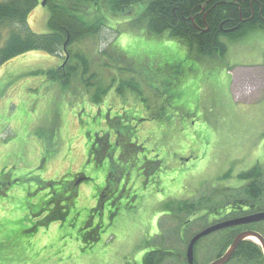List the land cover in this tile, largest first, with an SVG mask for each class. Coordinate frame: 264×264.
Wrapping results in <instances>:
<instances>
[{
  "label": "rangeland",
  "instance_id": "obj_1",
  "mask_svg": "<svg viewBox=\"0 0 264 264\" xmlns=\"http://www.w3.org/2000/svg\"><path fill=\"white\" fill-rule=\"evenodd\" d=\"M142 11L95 13L106 26L72 46L88 61L82 81L62 78L61 54L29 52L0 66V264H143L153 252L158 264H188L197 234L247 207L264 212V31L223 39L227 54L204 58L166 34L149 36L137 25ZM49 15L35 9V33L49 32ZM11 30L1 28L0 50ZM97 80L110 87L102 93ZM130 80L140 92L121 93ZM96 97L103 102L89 107ZM103 140L111 148L98 161ZM253 169L255 178L241 179ZM181 201L193 209L178 211ZM252 225L200 240L195 264L223 256L238 232L264 237V222Z\"/></svg>",
  "mask_w": 264,
  "mask_h": 264
},
{
  "label": "trees",
  "instance_id": "obj_2",
  "mask_svg": "<svg viewBox=\"0 0 264 264\" xmlns=\"http://www.w3.org/2000/svg\"><path fill=\"white\" fill-rule=\"evenodd\" d=\"M146 1L148 5L142 13L140 20L143 21V26L137 22L138 27L146 29L150 36L159 37L166 34L167 37L177 40L182 44L185 50L196 53L199 57L211 59L224 57L228 49L223 39L235 43L243 40L256 30H264V23L259 17L260 11L264 17V0ZM33 5V0H9V2L0 3V30L2 28L3 31L4 26L12 29L6 44L0 50V66L9 62L11 58L23 56L29 52L43 51L47 54H61L62 63L60 62L61 60L58 62L62 64L60 66V69L62 68V78H65L67 81L69 80V84L75 79H81L82 81L84 75L79 76V74L83 73V71L84 73L88 72V61L84 58L83 54L80 56V53L73 52L72 46L81 42L84 37L97 35L99 30L106 26L105 19H96L94 17L92 19L95 21L89 22L88 16L82 11L63 4L50 8V18L47 22L49 32L46 34H36L30 30L27 23L28 17L34 7ZM119 9L120 7L115 6L113 11L120 12ZM206 29H208V32L203 31ZM66 44L68 54H79L81 58L79 59L76 56L73 60L71 58L67 60L64 55V45ZM186 54L187 52H185V56L187 57ZM64 63H67V65L63 67ZM80 66H83L81 71ZM52 74L50 72L48 76L50 77ZM91 78L96 79L95 75H92L87 80ZM130 81H121V93L126 88L131 91L137 87L132 80ZM84 84L86 85V92H90L92 90L90 88L91 85L89 83L87 85L86 82ZM92 86L100 88L102 93L110 87L106 88L100 81H98V84L96 83ZM134 90L140 92L139 89ZM90 101L97 105L103 102V100H98L97 97L95 100ZM160 120H163V117H158V121ZM167 121L173 123V119L171 118H168ZM157 124L160 125L159 123ZM120 142L121 140H118V144ZM256 175H258V171L257 169H253L248 174L243 173L240 177L245 181H249L251 178H255ZM5 178L6 175L4 177L2 175L3 184L0 183V194L8 186ZM255 187L256 183H252L248 189V194L253 199H256L258 196V189H255ZM193 206L192 203L189 205L188 201L185 203L181 201L179 202L178 211L191 210ZM243 207L241 204L238 207L237 205H232L234 211H239ZM210 210L207 212L210 213ZM89 223L86 224L87 227L90 226ZM261 250L256 243L245 241L239 246L234 258L241 256L248 260H262V263H264ZM157 260L158 252H153L145 257L143 264H158Z\"/></svg>",
  "mask_w": 264,
  "mask_h": 264
},
{
  "label": "flooded vegetation",
  "instance_id": "obj_3",
  "mask_svg": "<svg viewBox=\"0 0 264 264\" xmlns=\"http://www.w3.org/2000/svg\"><path fill=\"white\" fill-rule=\"evenodd\" d=\"M5 2H9V0H0V3H5ZM33 3H34V7L28 17V20H27V23L29 24V28L30 30L35 33L33 30H32V17L34 15V11L35 9L37 8H42V7H49V9L51 7H55V6H59V5H68L72 8H74L75 10H80L82 11L86 16L90 17V18H94L96 17V19L98 18H102V17H97L95 16V13L97 11L100 10V8H102L103 10H111V12L113 13L114 17H116L117 15H123V16H126V17H131L133 15V13L137 10V8L140 6V5H143V11L142 13L144 12V10L146 9L148 3L146 0H33ZM42 3V5H41ZM52 5V6H51ZM115 6L117 7H120V12L118 11H113V8H115ZM93 8V12H91ZM51 13V12H50ZM50 17V15H49ZM260 19L262 20V22L264 23V17L262 16V12L260 11ZM140 18V17H139ZM138 18V19H139ZM105 19V18H104ZM137 19V20H138ZM49 20V18H48ZM106 20V19H105ZM136 20V21H137ZM205 32H208V29L206 30H203ZM260 31H264V30H261ZM37 34V33H36ZM150 36V35H149ZM152 37V36H151ZM64 55H65V58L68 60L69 59V54L67 52V47H65L64 45ZM62 65V64H61ZM67 65V63H64L63 64V67ZM86 104V103H85ZM90 105H88L89 107H92L93 105H97L93 102L89 103ZM87 107V106H85ZM159 126V125H158ZM110 141H102L101 142V147H100V151L98 152L96 158L98 161L104 159V155L106 154L105 152L102 151L103 149V146H108V148H111L110 147ZM118 144V143H117ZM119 146V144H118ZM92 155V154H91ZM10 169V167L8 168ZM7 175V174H6ZM8 176V175H7ZM77 181L74 182L73 186H77L78 184H76ZM57 198H62V195L61 196H55ZM250 209V207H247L246 209L243 210L244 214L243 216H240L241 217H244V216H248V215H253V214H257L256 213H252V214H246V212ZM103 210V209H102ZM46 212V210L44 211V213ZM49 213H51L49 211ZM261 213V212H259ZM239 217H236V219H238ZM231 220V219H230ZM228 221V220H227ZM226 222V221H224ZM90 225H92V222L89 223ZM250 226H253V225H248V226H239V227H250ZM239 227H236V228H239ZM245 231V230H244ZM242 232V231H241ZM241 232H238L236 234V236L241 233Z\"/></svg>",
  "mask_w": 264,
  "mask_h": 264
},
{
  "label": "water",
  "instance_id": "obj_4",
  "mask_svg": "<svg viewBox=\"0 0 264 264\" xmlns=\"http://www.w3.org/2000/svg\"><path fill=\"white\" fill-rule=\"evenodd\" d=\"M261 222H264V212L253 214L250 216L241 217L235 220L222 222L219 224H215L205 229L204 231L197 234L191 240L188 246L187 254H186L188 264H195V246L201 239L213 233L221 231V230H226V229L233 228V227H239L242 225L243 226L251 225V224L261 223ZM251 239H255L260 244V246L262 247L263 256H264V237L261 234L254 232V231H245V232L238 234L234 238L232 244L230 245V247L228 248V250L222 257L218 258L217 260H215L214 262L210 264H228L232 260L234 255L236 254L239 246L243 242L251 240Z\"/></svg>",
  "mask_w": 264,
  "mask_h": 264
},
{
  "label": "bare ground",
  "instance_id": "obj_5",
  "mask_svg": "<svg viewBox=\"0 0 264 264\" xmlns=\"http://www.w3.org/2000/svg\"><path fill=\"white\" fill-rule=\"evenodd\" d=\"M254 240V239H253Z\"/></svg>",
  "mask_w": 264,
  "mask_h": 264
}]
</instances>
